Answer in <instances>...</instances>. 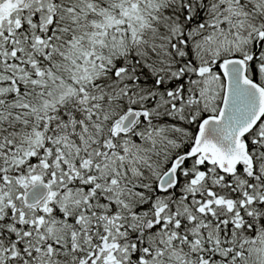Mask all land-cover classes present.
Masks as SVG:
<instances>
[{
  "label": "snow or ice",
  "instance_id": "6c2138e0",
  "mask_svg": "<svg viewBox=\"0 0 264 264\" xmlns=\"http://www.w3.org/2000/svg\"><path fill=\"white\" fill-rule=\"evenodd\" d=\"M0 264H264V0H0Z\"/></svg>",
  "mask_w": 264,
  "mask_h": 264
}]
</instances>
